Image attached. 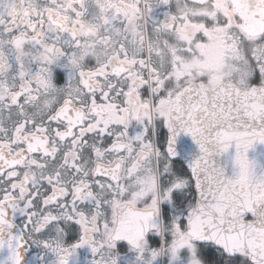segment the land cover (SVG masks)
<instances>
[{"label":"snow or ice","instance_id":"6c2138e0","mask_svg":"<svg viewBox=\"0 0 264 264\" xmlns=\"http://www.w3.org/2000/svg\"><path fill=\"white\" fill-rule=\"evenodd\" d=\"M0 264H264V0H0Z\"/></svg>","mask_w":264,"mask_h":264},{"label":"flooded vegetation","instance_id":"af4514ba","mask_svg":"<svg viewBox=\"0 0 264 264\" xmlns=\"http://www.w3.org/2000/svg\"><path fill=\"white\" fill-rule=\"evenodd\" d=\"M21 54H23V55H29V54H30V50H29L28 53H25V52H23V50H21ZM33 254H34V253H33ZM90 256H91L90 252H87V251L81 250V259H82V260L90 259Z\"/></svg>","mask_w":264,"mask_h":264},{"label":"clouds","instance_id":"9594fccd","mask_svg":"<svg viewBox=\"0 0 264 264\" xmlns=\"http://www.w3.org/2000/svg\"><path fill=\"white\" fill-rule=\"evenodd\" d=\"M45 55H52L53 54V50L52 49H49V50H46Z\"/></svg>","mask_w":264,"mask_h":264}]
</instances>
